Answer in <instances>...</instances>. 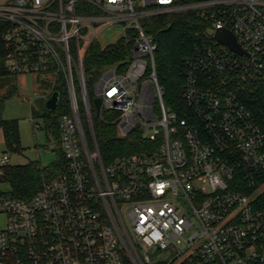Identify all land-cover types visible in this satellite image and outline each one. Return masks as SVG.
I'll return each mask as SVG.
<instances>
[{
  "label": "built area",
  "instance_id": "2783aa9c",
  "mask_svg": "<svg viewBox=\"0 0 264 264\" xmlns=\"http://www.w3.org/2000/svg\"><path fill=\"white\" fill-rule=\"evenodd\" d=\"M179 12L205 28L176 112L163 103L145 22ZM115 25L129 58L102 71L98 117L115 114L118 138L139 131L153 148L104 164L84 61ZM222 30L240 53L216 40ZM0 37L9 72L40 78L46 99L61 79L70 103L59 119L66 170L29 199L0 192V264H162L154 250L173 264H264V118L243 100L264 84V0H0Z\"/></svg>",
  "mask_w": 264,
  "mask_h": 264
},
{
  "label": "trees",
  "instance_id": "16d2710c",
  "mask_svg": "<svg viewBox=\"0 0 264 264\" xmlns=\"http://www.w3.org/2000/svg\"><path fill=\"white\" fill-rule=\"evenodd\" d=\"M146 32L157 43L155 53V70L158 84L163 90V103L171 110L178 112L185 106L182 97L183 83L188 58L196 43L199 34L204 32V24L193 12L169 13L148 19L145 22ZM130 44L123 39L115 44L101 46L94 42L85 57L84 75L87 98L92 113V128L101 159L107 164L112 159L133 154H142L153 148L139 131L131 133L121 139L117 137L114 124V115L104 112L102 118L96 117L93 109L95 99V85L101 73L107 67L125 62L129 58ZM8 47L0 37V132L6 151L20 153L22 151L19 122L16 119L7 120L1 117L6 100L13 97L16 90V77L18 75L7 70L5 65ZM60 86L51 90V95H59L57 106L48 111L44 107L41 112L31 109L32 117L43 119L44 131L55 142V161L49 166H41L38 162H29L25 165L12 166L5 164L1 169L3 175L0 183H7L8 196L18 199H29L37 194L44 180H52L66 170V160L61 149L59 119L62 115L70 113L69 95L61 79H57ZM80 104V114L83 117L84 109L81 101L80 89H75ZM246 108L256 119L264 118V84L252 86L243 95ZM264 206V195L261 198Z\"/></svg>",
  "mask_w": 264,
  "mask_h": 264
},
{
  "label": "rangeland",
  "instance_id": "374dc122",
  "mask_svg": "<svg viewBox=\"0 0 264 264\" xmlns=\"http://www.w3.org/2000/svg\"><path fill=\"white\" fill-rule=\"evenodd\" d=\"M121 32V26L115 25L103 29L97 42L103 46L115 44L118 35ZM42 80L35 75H18L16 77V94L6 100L1 117L3 119H16L19 122V134L22 151L20 153H11L6 151L2 133L0 132V164L4 155L7 156V164L25 165L29 162H38L41 166L51 165L55 159V142L51 136H47L44 131V122L41 117H32L31 109L41 112L46 102V96L49 89L40 86ZM31 103V104H30ZM45 108V107H44ZM50 144L53 147H49ZM9 191L7 183H0V192ZM5 216L0 215V230L4 227ZM154 262L162 264H173V253L167 250H154L149 255Z\"/></svg>",
  "mask_w": 264,
  "mask_h": 264
},
{
  "label": "water",
  "instance_id": "95a60500",
  "mask_svg": "<svg viewBox=\"0 0 264 264\" xmlns=\"http://www.w3.org/2000/svg\"><path fill=\"white\" fill-rule=\"evenodd\" d=\"M215 38L219 42L229 46L233 51H236L239 53L241 52L238 45L236 44L234 36L230 32L225 31V30L217 31ZM58 99H59L58 93L57 92L52 93V95L45 102V105H44L45 109L48 111L54 110L57 106ZM100 105H101V100L99 98L94 99L93 106L95 109L96 117L99 116Z\"/></svg>",
  "mask_w": 264,
  "mask_h": 264
},
{
  "label": "crops",
  "instance_id": "0c3cea01",
  "mask_svg": "<svg viewBox=\"0 0 264 264\" xmlns=\"http://www.w3.org/2000/svg\"><path fill=\"white\" fill-rule=\"evenodd\" d=\"M31 104V103H30Z\"/></svg>",
  "mask_w": 264,
  "mask_h": 264
}]
</instances>
